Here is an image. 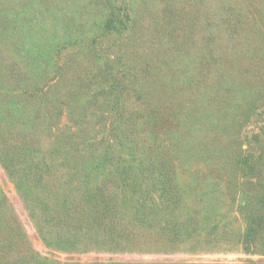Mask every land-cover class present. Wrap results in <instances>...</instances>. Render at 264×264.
I'll list each match as a JSON object with an SVG mask.
<instances>
[{
  "label": "rangeland",
  "instance_id": "1",
  "mask_svg": "<svg viewBox=\"0 0 264 264\" xmlns=\"http://www.w3.org/2000/svg\"><path fill=\"white\" fill-rule=\"evenodd\" d=\"M0 85L49 87L52 108L0 112V264H264V0H0ZM79 129L170 163L174 196L108 181L117 245L56 243L88 218L56 208L82 202L57 150Z\"/></svg>",
  "mask_w": 264,
  "mask_h": 264
},
{
  "label": "trees",
  "instance_id": "2",
  "mask_svg": "<svg viewBox=\"0 0 264 264\" xmlns=\"http://www.w3.org/2000/svg\"><path fill=\"white\" fill-rule=\"evenodd\" d=\"M2 85H0V89ZM3 87V86H2ZM49 87H33V88H25L22 87V89H17L15 87L12 88H6V90L1 93L4 95V98L8 97V101L3 103L0 106V112H2L3 120H6L9 118V123L12 124V121L17 118H24L26 117L25 114L28 116V119L24 120L27 123H31L29 119L33 121V123L36 121V119L30 118V113L32 111L33 105H35L37 102L41 101V107L45 104L47 106L46 111L52 112L51 106L48 105L46 102L47 97V91ZM0 94V95H1ZM29 98V100L26 101V99ZM51 119L53 117H50ZM38 124L41 125L40 121H38ZM80 132V129L78 131H68L65 133V135H62V137L59 139L60 142L58 143V146H61L62 148L58 147V151L60 152V155H62L65 160L63 163L64 165L73 167L72 165L78 166L80 172L77 174V179L80 183L77 182V185L79 188L77 191L81 192V199L82 202H71V201H62V205L56 206L57 210L61 213L62 211L65 213H70L71 211L78 212L83 210L84 202L88 201L90 203L89 208L86 205L85 209L83 211L84 217L85 212L87 215V219L79 220V226L75 229L68 228L67 235L63 236V241L58 240L56 243L60 246L61 243H63L66 246H75V248H78L79 243L85 242L86 240H89L91 236H95L94 241L99 242L101 246H107V245H114L118 244L119 237L121 234V222L117 221V223L113 222L116 219L112 220L110 222V219L107 217L108 212L116 213L117 208H112L111 201L113 199L111 196H109L110 193L114 192L115 190L110 189V184L108 181L110 179L113 180L114 184H112L114 187H119L122 190V192H125L126 190H129L130 192L135 189V186L142 187L145 184V180L150 179L153 181L149 185V191H151V187H156L160 192H162V197L165 196L166 193L170 194V196H174L175 192H172V190L175 189V184L171 182V177H167V171L170 167V163L168 161L159 160V166L162 167V169L157 171V166L155 165V162L153 159L149 161L148 164L144 163H138L136 164V156L133 154V151L130 148L125 149V151H116V149H112L111 146L105 147V149L100 153L96 154L97 152L92 150L91 142L87 138L89 136L85 134V136L80 134H77ZM73 134H76L77 138L75 139ZM123 140L119 143L122 144ZM69 146V148H67ZM12 148V147H11ZM2 150V149H1ZM0 150V151H1ZM11 149H9L10 151ZM13 151V150H12ZM95 152V153H94ZM123 152H128L130 155L128 156L130 158V162L126 164L128 161L126 156L123 155ZM14 153V151H13ZM16 154V153H14ZM13 154H11L12 156ZM3 153L0 152V159L4 163V159L6 160V156ZM92 157L94 159H89ZM15 158L14 156L12 157ZM75 161V163H74ZM53 162V161H51ZM50 162V163H51ZM134 163V164H133ZM6 165V164H5ZM85 166V168H84ZM139 169L138 172H133V170ZM100 173V175L105 174V178L101 181L100 184L91 183L90 184V176L97 175ZM24 179L26 180L28 177V170L24 172ZM130 175H133L130 177ZM130 178V181H129ZM138 180H140V184H138ZM40 181V179L36 180ZM116 184V185H115ZM111 185V186H112ZM37 186V182H36ZM112 186V187H113ZM144 192V191H142ZM153 196V194H152ZM91 200V201H89ZM111 200V201H110ZM67 202V203H66ZM166 202V201H165ZM131 204V203H130ZM67 206V207H66ZM128 209V206H125ZM87 208V211H86ZM119 211V207H118ZM91 215V216H90ZM57 215L54 214L51 217L52 221L56 220ZM61 217V216H60ZM91 219L90 222L87 225L88 219ZM87 220V221H86ZM110 222V223H109ZM45 223H48V219H45ZM58 227L60 226V221L57 222ZM88 226V227H85ZM85 227V228H84ZM43 234V233H42ZM44 237V236H43ZM87 243V242H85ZM116 244V245H117ZM112 245V246H113ZM67 248V247H66ZM39 260V259H38ZM40 264H49L45 261H41ZM68 264H83V263H77V262H71ZM87 264H144V263H136V262H121V261H108V262H93V263H87ZM254 264V263H250Z\"/></svg>",
  "mask_w": 264,
  "mask_h": 264
}]
</instances>
